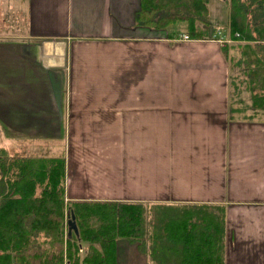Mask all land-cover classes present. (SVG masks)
<instances>
[{"label": "crops", "instance_id": "crops-1", "mask_svg": "<svg viewBox=\"0 0 264 264\" xmlns=\"http://www.w3.org/2000/svg\"><path fill=\"white\" fill-rule=\"evenodd\" d=\"M139 9L140 0H0V122L7 153L15 154V142L29 146L63 132L64 149L56 155L44 153L53 149L52 140L31 145L39 156L64 157L66 201L144 206L149 217L145 221L144 213L143 247L117 239L115 264H158L152 257L158 215L160 249L168 255L174 220L180 214L199 218V212L219 226L223 264H264V111L250 104L232 110L230 60L223 48L235 41L226 27L221 38H179L186 29L168 36L164 28L136 22ZM45 40L63 41L65 54L57 55L56 46L51 54L36 53ZM101 41L111 48L126 42L121 48L128 58L121 55L116 77L127 88H118L112 102L127 101L126 109L96 107L106 71L94 72L91 65ZM162 48L171 53L150 57ZM154 60L164 63L162 70L149 69ZM131 63L138 69H130ZM55 72L61 112L52 92ZM85 121L87 134H93V122H114L128 137L127 150L124 145L118 155L119 174L114 177L115 170L106 182L97 168L85 185L80 180L86 143L75 156L70 145L78 122L83 127ZM107 183L112 190L90 192Z\"/></svg>", "mask_w": 264, "mask_h": 264}, {"label": "trees", "instance_id": "trees-1", "mask_svg": "<svg viewBox=\"0 0 264 264\" xmlns=\"http://www.w3.org/2000/svg\"><path fill=\"white\" fill-rule=\"evenodd\" d=\"M227 1L225 26L235 42L223 49L230 60L232 110L239 107L234 104L240 101L237 94L245 84L251 92L252 108L264 111V0ZM207 3L208 0H140L135 18L140 24L164 29L182 22L189 38L213 39ZM63 179L64 157L0 155V264H54L64 255L71 264H79V246L84 249L82 264H115V242L119 238L131 244L140 241L138 249H142V204L66 203ZM66 209L75 217L78 238L67 236L64 242ZM180 215L174 220L172 229L176 233L169 239L172 250L168 255L161 253L162 224L158 215L153 259L158 264L168 259L173 260L172 264H223L221 249L217 248L219 226L210 221L206 212H199V218Z\"/></svg>", "mask_w": 264, "mask_h": 264}, {"label": "rangeland", "instance_id": "rangeland-1", "mask_svg": "<svg viewBox=\"0 0 264 264\" xmlns=\"http://www.w3.org/2000/svg\"><path fill=\"white\" fill-rule=\"evenodd\" d=\"M208 8V26L209 31L213 32L216 38H221L225 33V24L228 20L229 15V3L227 0H208L207 3ZM178 30H185V27L182 22H176L169 25L166 28V32L168 36H172L175 31ZM117 43L120 47L116 46ZM113 47H109V43H105V41H101L99 50H96L93 54V61L91 67L94 68V72L98 70L106 71L104 75V80L101 86V93H100V101L96 103V107L100 108H127V101L126 103H120L119 105L113 104L112 102L115 100L116 90L118 88H127V81L123 79H118L116 76L118 74L117 69H120L121 65V55H126L121 48L126 42L118 41L115 42ZM108 53H110L108 55ZM162 55L163 53H171L170 51L167 52L164 48L162 50H156L152 52L150 57H159V54ZM127 57V55H126ZM128 58V57H127ZM160 63V65L158 64ZM130 69H138V64L131 63ZM164 63L161 61L154 60L152 64L149 65V69L152 70H162ZM121 70V69H120ZM243 78V77H242ZM156 81V80H154ZM122 82L121 87H119V83ZM121 99H127V91L120 94ZM237 98L240 99L242 103H235L234 106H244L245 104L251 105V92L245 88V84L242 85L240 92L237 94ZM247 100V102H246ZM104 121V120H101ZM84 122V126L82 127L83 122H78V127L76 133L72 135V155L75 156L79 151V147L81 143H86L85 150L82 152L81 164L79 169L80 172V180L85 185V181L87 177L97 168L98 173H101L104 181L106 178L109 180L113 177V173L116 170L114 177H117L119 171L117 170V166L120 162L118 158L119 154L124 152V145H126L125 149L128 148V137L123 136V128L119 127L121 133H118V128H116V124L114 122H93L92 126L93 134H91L90 130L87 134L88 125ZM127 135V133H126ZM63 139V132L59 134L58 137H41L40 139H35L37 143H48L51 140L53 149H50L48 152H44L47 155H56V151L59 152L60 149H64V142L60 143ZM3 142V143H2ZM7 136L5 134L4 127L0 122V155H8L7 149ZM27 146L26 144L19 145L17 142L13 143L10 146V150L16 154V151L20 152V154H30V156H39L40 152L35 150V146L33 145ZM15 146V147H14ZM14 147V148H13ZM14 154H10L13 156ZM96 157H99L96 159ZM102 164L100 166L99 163ZM110 176V177H108ZM112 176V177H111ZM106 182V181H105ZM112 183H107L103 187L99 188L97 191H91L94 193H99L102 190H112L110 187ZM64 201L65 194H64ZM69 202V201H68ZM67 209L64 214L63 223H62V237L65 240V219ZM149 214L145 213V221L148 220ZM77 248V254L80 255V252ZM84 255V249L80 256ZM82 258V257H81Z\"/></svg>", "mask_w": 264, "mask_h": 264}, {"label": "water", "instance_id": "water-1", "mask_svg": "<svg viewBox=\"0 0 264 264\" xmlns=\"http://www.w3.org/2000/svg\"><path fill=\"white\" fill-rule=\"evenodd\" d=\"M52 46L58 47L57 52H55L57 55L63 56L65 54L63 41L52 42L50 40L42 41L40 45L36 46V53L39 50L42 54H51ZM42 62L45 63L44 58H42ZM52 80H53L52 81L53 96L56 102L57 109L59 112H61V79L58 76L57 72L54 73ZM66 216H67V235L68 237H71L72 235H74L76 238H78V228L75 222L74 215L67 213Z\"/></svg>", "mask_w": 264, "mask_h": 264}, {"label": "built area", "instance_id": "built-area-1", "mask_svg": "<svg viewBox=\"0 0 264 264\" xmlns=\"http://www.w3.org/2000/svg\"><path fill=\"white\" fill-rule=\"evenodd\" d=\"M179 38H182L184 40H188L189 39L187 34H182V35H180ZM64 234H65V240H64V242H65L66 238L68 236L67 235V216H66V219H65V233ZM78 250H79L80 255H81V253L83 252V248L81 246H79ZM81 257L82 256H80V258H79V264H82ZM54 264H71V262H69L68 258L64 255L62 261L55 262Z\"/></svg>", "mask_w": 264, "mask_h": 264}]
</instances>
